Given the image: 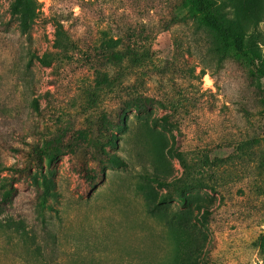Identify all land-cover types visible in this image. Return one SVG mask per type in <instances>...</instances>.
<instances>
[{
	"label": "rangeland",
	"instance_id": "rangeland-1",
	"mask_svg": "<svg viewBox=\"0 0 264 264\" xmlns=\"http://www.w3.org/2000/svg\"><path fill=\"white\" fill-rule=\"evenodd\" d=\"M257 1L264 35V0ZM177 2L37 0L38 17L23 21L12 12L13 0H0V264H172L174 240L147 215L136 190L141 167L97 165L86 149L83 158L97 173L92 181L79 173L76 154L85 148L90 122L110 126L126 99L122 86L108 87L96 112L85 113L88 93L107 87L116 71L90 60L92 50L107 37L156 33ZM58 21L79 47L70 55L53 47ZM153 52L155 64L170 61L173 67L167 77H146L139 89L144 110H124V116L147 119L198 165L200 182L191 193L210 210L203 219L195 207L188 209L198 264H264V78L238 57L213 54L210 32L197 18L159 34ZM45 53L58 54L48 67L38 60ZM53 138L72 142L55 148L50 168L59 217L47 211L42 220L38 168L15 183L9 204L2 201L7 188L1 184L14 177L13 168L24 166L26 152ZM173 163L181 177L182 166ZM167 209L187 210L176 199Z\"/></svg>",
	"mask_w": 264,
	"mask_h": 264
},
{
	"label": "trees",
	"instance_id": "trees-1",
	"mask_svg": "<svg viewBox=\"0 0 264 264\" xmlns=\"http://www.w3.org/2000/svg\"><path fill=\"white\" fill-rule=\"evenodd\" d=\"M250 0H178L171 12H169L154 34L139 38L136 35L124 38L107 37L99 46H96L90 60H94L101 67L112 66L115 74L98 92L88 93L85 113L96 112L103 100L104 89L112 90L122 86L125 90V98L122 100V108L115 113L113 124L110 126L99 122H90L89 136L85 148L76 154V162L79 163V173L90 180L97 178L86 161L84 155L86 149L91 154L94 164H108L115 168H126L129 165L140 166L141 172L136 182V190L145 201L148 216L158 220L167 229L175 244V257L172 264H198L195 253L198 251V240L189 228L193 212L189 208L195 207L202 212V218L207 219L210 213L201 203L197 194L191 190L200 182L196 173L197 164H190L184 153L173 146L165 132L153 127L150 122L139 118L137 122L124 116V110L135 108L138 112L144 110L143 94L139 92L146 77L157 75L167 77L173 63L168 61L158 65L154 63L153 47L157 36L167 32L172 26L186 23L190 18H197L200 24L210 32V50L220 59L238 57L245 61L253 70L257 78H264V35L259 30L260 19L255 8L261 10L259 2L246 4ZM37 0H13L12 12L15 15H23V21H35L38 17ZM53 47L58 53L69 54L78 50V45L63 26V23L55 24V39ZM56 54L45 53L38 57L43 66H50L56 60ZM168 73V74H169ZM132 76L135 82L124 86V83ZM127 95V96H126ZM167 116L162 117L166 121ZM121 140L124 145L121 146ZM72 140L59 141L57 138L47 140L44 147L34 148L26 152V160L23 167L12 169L14 177L10 181H2L1 186L7 190L1 194L4 204H9L14 197L15 183L29 176L33 167L41 171L40 180H36L35 190L37 194L36 209L38 216L46 220L47 211H59L53 206L59 200L60 194L56 190L53 178V163L57 160L56 147L64 149ZM254 144L259 139H253ZM122 150L127 156H121L117 152ZM178 160L183 168L181 177L175 175L173 161ZM48 168L47 172L44 169ZM264 168V160H263ZM43 171V172H42ZM180 201L185 212H174L167 209L172 200ZM264 246V238L262 240Z\"/></svg>",
	"mask_w": 264,
	"mask_h": 264
}]
</instances>
